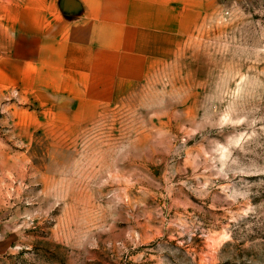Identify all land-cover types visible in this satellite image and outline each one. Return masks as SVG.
<instances>
[{
	"label": "rangeland",
	"instance_id": "374dc122",
	"mask_svg": "<svg viewBox=\"0 0 264 264\" xmlns=\"http://www.w3.org/2000/svg\"><path fill=\"white\" fill-rule=\"evenodd\" d=\"M16 107L0 264H264V0H187L174 58L94 120Z\"/></svg>",
	"mask_w": 264,
	"mask_h": 264
},
{
	"label": "crops",
	"instance_id": "0c3cea01",
	"mask_svg": "<svg viewBox=\"0 0 264 264\" xmlns=\"http://www.w3.org/2000/svg\"><path fill=\"white\" fill-rule=\"evenodd\" d=\"M186 4L0 0L2 113L17 105L48 125L55 117L94 120L122 102L156 65L174 58ZM38 126L35 121L25 128Z\"/></svg>",
	"mask_w": 264,
	"mask_h": 264
}]
</instances>
